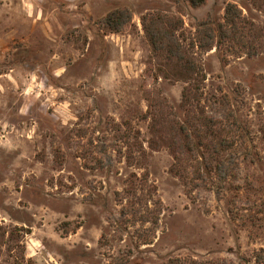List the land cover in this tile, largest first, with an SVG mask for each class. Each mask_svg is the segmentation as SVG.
I'll return each mask as SVG.
<instances>
[{
  "label": "rangeland",
  "instance_id": "374dc122",
  "mask_svg": "<svg viewBox=\"0 0 264 264\" xmlns=\"http://www.w3.org/2000/svg\"><path fill=\"white\" fill-rule=\"evenodd\" d=\"M228 3L264 40V0H0V264H264V48L254 58L193 50L204 112L220 119L226 95L253 141L251 157H229L226 182L196 180L187 196L143 117L153 105L170 120L185 84L164 79L171 69L152 56L141 17L159 11L193 37ZM115 9L131 21L106 34L98 21ZM143 177L137 195L161 207L144 245L150 226L123 216L115 196Z\"/></svg>",
  "mask_w": 264,
  "mask_h": 264
},
{
  "label": "trees",
  "instance_id": "16d2710c",
  "mask_svg": "<svg viewBox=\"0 0 264 264\" xmlns=\"http://www.w3.org/2000/svg\"><path fill=\"white\" fill-rule=\"evenodd\" d=\"M206 0H185L191 8L204 5ZM131 21L127 9H115L105 14L98 25L106 34L119 33ZM142 30L151 54L159 58L164 68L171 69L164 79L185 84L181 92V100L176 108L171 107V118L167 122L160 120L154 113L153 105L143 115L150 119L149 146L156 149L165 147L171 158L170 173L179 179L190 196L191 188L197 187L196 180L203 182L209 189L215 186L216 177L226 182L232 176L233 166H237L229 157L238 150L249 152V144L253 142L248 129L241 125L226 95L221 96L222 117L216 119L208 116L201 106V89L205 76L200 65L193 58L194 49L198 53H207L213 49H226L227 52L254 58L262 55L264 40L259 38L255 24L242 15L241 10L228 3L221 21L208 20L201 22L195 29L193 37L185 36L179 21L159 11L148 12L140 19ZM264 29V28H262ZM262 37V35H261ZM163 68V69H164ZM247 155V154H246ZM251 157V152H249ZM253 155V154H252ZM251 159V158H250ZM260 159H252L260 163ZM129 166L131 158H126ZM147 177L139 180L140 189L134 184L128 190L115 194L117 202L122 206L121 214L129 216L133 222L141 226L149 225L147 234H139V243L149 244L153 229L158 224L161 213L160 203L154 201L149 193L137 195L144 191ZM217 185V184H216ZM221 185V182H219ZM144 187V188H143ZM128 201L127 205H123ZM231 218L234 216L231 214ZM150 230V231H149ZM168 264H204L195 260H170ZM219 264V263H210Z\"/></svg>",
  "mask_w": 264,
  "mask_h": 264
}]
</instances>
